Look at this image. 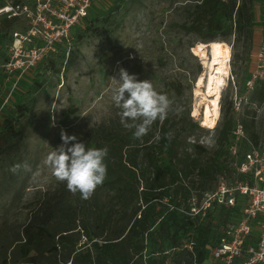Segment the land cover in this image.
Listing matches in <instances>:
<instances>
[{
    "label": "trees",
    "instance_id": "1",
    "mask_svg": "<svg viewBox=\"0 0 264 264\" xmlns=\"http://www.w3.org/2000/svg\"><path fill=\"white\" fill-rule=\"evenodd\" d=\"M9 1L20 0H0V7ZM124 1L115 0L109 12ZM183 8L187 20L182 28L201 42L211 43L233 33L234 40L245 36L253 45L264 0H193ZM100 18L88 15L83 27L72 30L70 45L58 44L55 52L30 70V78L21 80L13 101L0 115V264H162L157 256L165 254L166 246L174 248L182 264H217L209 256L210 249L224 227L235 222L237 207L215 205L203 216L190 214L191 186L186 180L198 177L194 189L201 192V198L217 175L234 173L238 180L249 178L230 166V160L239 156L237 163L242 162L245 153L238 148L234 158L229 150L236 119L229 98L223 99L222 120L215 126L210 155L199 141L187 142L198 131L207 130L190 116V108L156 121L142 140H134L121 116H115L88 126L84 137L76 141L108 149L106 178L89 199L71 193L59 181L25 198L35 167L27 142L29 116L46 73L57 70V62L64 69L72 64L85 34L93 30L99 34L94 24ZM23 29L18 19L0 17V85L12 33ZM171 85L180 95V84ZM251 98L264 100V83L257 85ZM249 117L247 110L241 122L246 137L257 146L259 136ZM25 162L31 166L30 172L10 171L13 165ZM166 197L169 201L163 205ZM13 209L26 212L24 222H10ZM174 224L176 229H172Z\"/></svg>",
    "mask_w": 264,
    "mask_h": 264
},
{
    "label": "rangeland",
    "instance_id": "2",
    "mask_svg": "<svg viewBox=\"0 0 264 264\" xmlns=\"http://www.w3.org/2000/svg\"><path fill=\"white\" fill-rule=\"evenodd\" d=\"M188 1L193 0H125L117 10L109 12L115 0H92L89 15L93 19L97 15L101 17L94 24L99 34L94 30L85 34L78 43L79 52L68 68H62V64L57 62V70L46 73L45 84L38 93L36 105L29 116L31 125L27 142L35 167L28 181L26 199L37 190L56 185L57 180L43 161L50 151L61 145V130L70 136L75 135L78 141L84 137L88 126L120 116L119 109L114 106L110 97L111 88L116 86V81L112 78H119L121 68L129 74H135L139 80H151L158 92L166 94L173 101L171 113H181L190 108V116L202 125L204 87L198 86V82L207 75L208 60L194 55L190 43L193 42L195 46L203 42L195 34L186 33L181 26L187 20L183 7ZM256 34L253 45L249 44L245 36L234 40L233 33L219 39L229 45L230 56L223 69L226 83L218 100V117L212 127H205L207 130L198 131L187 138V142L199 141L207 149V155L212 151L215 126L222 120L223 99L230 97L231 84L228 79L232 75L240 85L243 84L242 77L251 67V54L259 40V33ZM30 75H25L22 81H27ZM171 83L180 84V95H177ZM4 86L2 81L0 94ZM255 103L256 106L245 107V113L248 110L249 119H253V128L259 136L258 145H262L264 105L261 104L262 101L255 100ZM252 145L250 138L245 137L239 141L238 148L244 154ZM240 158L231 159L230 166ZM235 179L234 173L217 175L208 190H215L218 181L231 185ZM197 182V176L186 180L187 185L191 186V196L199 201L201 192L194 189ZM249 200V196H236L235 222L242 217ZM168 201V197L164 198L163 205ZM178 212H182V209L179 208ZM162 214L166 215L164 207ZM25 218L24 210L10 211L11 223L20 224ZM172 229H176L175 224ZM252 234L250 243L254 244L258 230L255 228ZM166 249L165 254L157 256L162 264L183 263L174 253V248L166 246Z\"/></svg>",
    "mask_w": 264,
    "mask_h": 264
},
{
    "label": "built area",
    "instance_id": "3",
    "mask_svg": "<svg viewBox=\"0 0 264 264\" xmlns=\"http://www.w3.org/2000/svg\"><path fill=\"white\" fill-rule=\"evenodd\" d=\"M92 0H20L7 2L0 7V17L18 19L23 30L12 33L3 68L5 84L0 95V115L13 101L21 80L46 56L55 52L58 44L70 45L71 32L75 27H83L89 15ZM259 40L251 54V67L242 85L232 75L228 79L230 103L236 113L229 146L235 158L239 141L246 137L241 118L245 107L256 106L252 94L257 85L264 83V14L259 18ZM264 105V100L261 103ZM237 173L248 179L238 180L229 185L218 181L216 189L205 191L200 200L190 201V214L204 215L215 205L233 206L237 195L249 196L242 217L227 224L209 256L217 264H264V144L252 145L240 163L232 165ZM258 236L254 244L250 237L254 229Z\"/></svg>",
    "mask_w": 264,
    "mask_h": 264
},
{
    "label": "clouds",
    "instance_id": "4",
    "mask_svg": "<svg viewBox=\"0 0 264 264\" xmlns=\"http://www.w3.org/2000/svg\"><path fill=\"white\" fill-rule=\"evenodd\" d=\"M118 76V79L112 78L116 86L111 88V101L119 109L123 126L132 131V138L142 140L153 123L167 118L173 101L158 92L149 79L139 80L123 68ZM60 136L61 145L50 151L43 163L57 181L66 183L71 193L79 192L82 199H89L106 178L108 149L76 142V136L64 130ZM21 169L30 172L31 166L27 162L15 164L10 171L15 174Z\"/></svg>",
    "mask_w": 264,
    "mask_h": 264
},
{
    "label": "bare ground",
    "instance_id": "5",
    "mask_svg": "<svg viewBox=\"0 0 264 264\" xmlns=\"http://www.w3.org/2000/svg\"><path fill=\"white\" fill-rule=\"evenodd\" d=\"M191 50L194 55L208 60L207 75L205 78H200L198 86L204 87L203 97L205 100L202 108L203 122L201 126L210 128L218 117V100L226 83L223 69H225V64L230 56V48L225 42L214 40L211 43H198ZM207 56L209 57L207 58Z\"/></svg>",
    "mask_w": 264,
    "mask_h": 264
},
{
    "label": "crops",
    "instance_id": "6",
    "mask_svg": "<svg viewBox=\"0 0 264 264\" xmlns=\"http://www.w3.org/2000/svg\"><path fill=\"white\" fill-rule=\"evenodd\" d=\"M257 26H258V27H256V29H257V32H259L260 22H258Z\"/></svg>",
    "mask_w": 264,
    "mask_h": 264
}]
</instances>
